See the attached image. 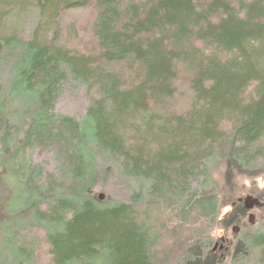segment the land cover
<instances>
[{"label":"trees","instance_id":"obj_1","mask_svg":"<svg viewBox=\"0 0 264 264\" xmlns=\"http://www.w3.org/2000/svg\"><path fill=\"white\" fill-rule=\"evenodd\" d=\"M89 7L96 58L55 41L61 13ZM28 11L36 21L28 35L18 36L16 22L2 32L8 17L18 22ZM114 63L130 65L132 84L107 69ZM2 67L0 188L10 192L0 201L8 213L0 264H30L31 243L20 233L31 229L43 233L52 264H151L153 243L133 206L93 194L104 157L122 159L139 188L182 217L195 215L194 224L199 217L227 229L245 216L237 204L219 218L209 163L224 164L225 178L264 175V0H0ZM182 74L193 103L174 114L167 107ZM66 84L96 92L80 122L54 111ZM35 148L51 150L57 178L30 163ZM14 192L24 202L18 213ZM202 234L178 264L220 263ZM248 251L264 264V236L235 243L232 264Z\"/></svg>","mask_w":264,"mask_h":264},{"label":"rangeland","instance_id":"obj_2","mask_svg":"<svg viewBox=\"0 0 264 264\" xmlns=\"http://www.w3.org/2000/svg\"><path fill=\"white\" fill-rule=\"evenodd\" d=\"M12 16H10L11 19L8 17L9 21L7 19L1 23L3 33L15 26L14 23L16 22L15 28L18 36L24 32L28 35L36 24L32 11L29 12L26 19L18 22ZM95 18V9L93 7L62 12L57 25L59 35L55 41L73 53H80L96 58L99 55V50L96 46V40L93 39L91 33ZM129 68L130 65L126 63H114L107 66V69L119 74L118 76L125 85L132 84L135 78L133 71L129 70ZM3 72L5 73L3 74ZM8 79L7 70L4 67L0 68V95L6 90ZM187 85L185 75L182 74L176 85L174 99L172 102H168L169 107L167 109L169 108L171 113L183 114L193 103L192 94ZM96 98L97 95L94 89L88 93L82 86L72 90V86L66 84L63 86L61 94L55 103L54 111L72 118L76 122H80L89 106V101ZM162 110L159 109L157 111L163 113L165 109ZM222 127L228 130L227 125L224 124ZM126 137L127 139L133 138V129L132 132H128ZM130 150V152L129 150L127 151L128 157L133 158V142L130 143ZM149 150L151 149L149 148L146 151L150 152ZM154 152H150V154ZM26 157L33 166H41L45 172L53 173L54 177L57 178L51 150L40 148L28 149ZM115 160L118 162L117 164L114 163ZM121 160L117 161L116 158L109 159L107 157L99 159L100 169H98L97 185L93 190V194L103 196L106 201L121 202L133 206L134 218L139 222L138 224L143 222L147 224L145 228L148 230L149 238L153 243L149 249L154 257L151 264H178L183 259L182 251L185 250L183 248L184 245L194 243L198 237L196 233L201 234L202 232V235H207L205 237L209 239L211 244L210 250L217 246L213 251L216 256L215 260H220L219 264H232L235 243L243 237H252L257 234L264 236V202L262 201L264 199V175L260 174L251 178L246 176L242 178H225L226 167L224 164L216 163L214 165L213 161L209 163V176L213 184L217 185L216 195L221 209L219 218L223 212H230V203L232 204V202H236L240 198L250 197L257 201V206L246 213L238 224L224 229L221 225H211L208 220L199 217L197 223L194 224L192 217L195 215L182 217L177 214V209L174 210L173 208L177 206H172L169 201L165 202L167 200L148 196L146 187L140 186L141 188H139L138 185H141V183H137L139 181L136 178H129V176L125 175V170H122V167L120 169ZM128 170H131V168H128ZM211 187L213 186L211 185ZM1 189L0 201L7 204L6 198H8L10 191L7 188ZM197 190L200 191L199 188ZM15 196L16 202L10 209L13 213H18L21 208H24V202L23 200H19L18 192L12 193L9 201L14 202ZM133 196H135L134 200ZM151 199L156 201L153 205L148 204ZM1 215V222H6L5 219L8 215L6 205L2 209ZM248 215L254 217L253 225H249ZM233 228L238 229V232H235L236 234L232 232ZM20 234L21 236L25 235L27 246H30L29 244L31 243L30 248L33 251V259L30 264H52L50 247L45 243L43 233L40 230L31 229L26 231V234L24 231ZM1 236L2 230H0V245ZM244 243L248 247V242ZM220 247L221 249H218ZM248 254L250 255L238 264H256L253 254L250 251H248Z\"/></svg>","mask_w":264,"mask_h":264},{"label":"water","instance_id":"obj_3","mask_svg":"<svg viewBox=\"0 0 264 264\" xmlns=\"http://www.w3.org/2000/svg\"><path fill=\"white\" fill-rule=\"evenodd\" d=\"M237 204L239 205H242L243 209L245 212H250L255 206H257V201L256 200H253L252 198L250 197H247V198H240L238 200H236V202L232 203L230 205V208H234ZM229 212H225V214H228ZM253 216L252 215H248V223L249 225H253ZM232 232L234 234H236L238 232V229H234L232 230ZM236 232V233H235ZM221 249V247H220ZM214 250H215V247H214Z\"/></svg>","mask_w":264,"mask_h":264},{"label":"bare ground","instance_id":"obj_4","mask_svg":"<svg viewBox=\"0 0 264 264\" xmlns=\"http://www.w3.org/2000/svg\"><path fill=\"white\" fill-rule=\"evenodd\" d=\"M214 248V247H213Z\"/></svg>","mask_w":264,"mask_h":264},{"label":"flooded vegetation","instance_id":"obj_5","mask_svg":"<svg viewBox=\"0 0 264 264\" xmlns=\"http://www.w3.org/2000/svg\"><path fill=\"white\" fill-rule=\"evenodd\" d=\"M216 248V247H215Z\"/></svg>","mask_w":264,"mask_h":264}]
</instances>
